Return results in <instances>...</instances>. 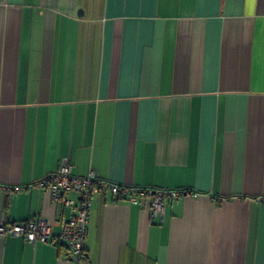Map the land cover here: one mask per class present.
Listing matches in <instances>:
<instances>
[{"label": "crops", "instance_id": "obj_1", "mask_svg": "<svg viewBox=\"0 0 264 264\" xmlns=\"http://www.w3.org/2000/svg\"><path fill=\"white\" fill-rule=\"evenodd\" d=\"M63 157L188 192L162 220L95 196L80 264H264V0H0V220L56 238L69 211L19 188ZM65 253L0 238V264Z\"/></svg>", "mask_w": 264, "mask_h": 264}, {"label": "built area", "instance_id": "obj_2", "mask_svg": "<svg viewBox=\"0 0 264 264\" xmlns=\"http://www.w3.org/2000/svg\"><path fill=\"white\" fill-rule=\"evenodd\" d=\"M48 189L54 203L60 209H67L69 216L61 221V230L55 238L43 218H33L19 223H8L3 216L0 220V238L5 236L23 238L28 244L61 243L67 261L80 264L87 258L85 242L88 236V223L95 196L109 194L111 201H127L137 206L141 201L148 202L152 217L163 219L166 206L188 194L184 190H163L118 185L100 178L94 170L84 176L72 174V164L63 157L57 171L42 180L19 189ZM10 193L18 188H7Z\"/></svg>", "mask_w": 264, "mask_h": 264}, {"label": "trees", "instance_id": "obj_3", "mask_svg": "<svg viewBox=\"0 0 264 264\" xmlns=\"http://www.w3.org/2000/svg\"><path fill=\"white\" fill-rule=\"evenodd\" d=\"M61 249V248H60Z\"/></svg>", "mask_w": 264, "mask_h": 264}]
</instances>
